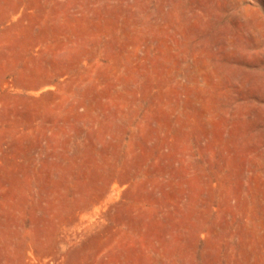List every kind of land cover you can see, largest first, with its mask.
I'll list each match as a JSON object with an SVG mask.
<instances>
[{
  "label": "rangeland",
  "instance_id": "374dc122",
  "mask_svg": "<svg viewBox=\"0 0 264 264\" xmlns=\"http://www.w3.org/2000/svg\"><path fill=\"white\" fill-rule=\"evenodd\" d=\"M0 264H264V0H0Z\"/></svg>",
  "mask_w": 264,
  "mask_h": 264
}]
</instances>
